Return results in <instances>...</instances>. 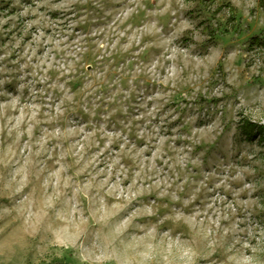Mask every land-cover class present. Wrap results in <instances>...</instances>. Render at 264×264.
Instances as JSON below:
<instances>
[{
    "label": "rangeland",
    "instance_id": "1",
    "mask_svg": "<svg viewBox=\"0 0 264 264\" xmlns=\"http://www.w3.org/2000/svg\"><path fill=\"white\" fill-rule=\"evenodd\" d=\"M0 264H264V0H0Z\"/></svg>",
    "mask_w": 264,
    "mask_h": 264
},
{
    "label": "trees",
    "instance_id": "2",
    "mask_svg": "<svg viewBox=\"0 0 264 264\" xmlns=\"http://www.w3.org/2000/svg\"><path fill=\"white\" fill-rule=\"evenodd\" d=\"M249 127H251V125L250 124H247ZM246 127V126H245ZM244 126L242 127V130L244 131V134H245V139H251V134H249V133H247L246 131H245V128Z\"/></svg>",
    "mask_w": 264,
    "mask_h": 264
}]
</instances>
